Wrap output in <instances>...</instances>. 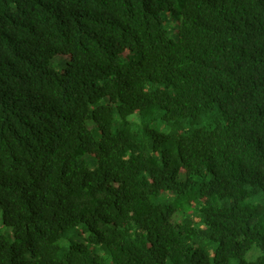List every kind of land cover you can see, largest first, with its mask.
I'll use <instances>...</instances> for the list:
<instances>
[{"label": "trees", "instance_id": "1", "mask_svg": "<svg viewBox=\"0 0 264 264\" xmlns=\"http://www.w3.org/2000/svg\"><path fill=\"white\" fill-rule=\"evenodd\" d=\"M0 264H264V0H0Z\"/></svg>", "mask_w": 264, "mask_h": 264}, {"label": "rangeland", "instance_id": "2", "mask_svg": "<svg viewBox=\"0 0 264 264\" xmlns=\"http://www.w3.org/2000/svg\"><path fill=\"white\" fill-rule=\"evenodd\" d=\"M168 26H169V29H170V25H168ZM169 36L170 37H175L176 34H175V32L170 31ZM68 60H69V57L68 56L57 55V56H55L53 58V60H52L51 63L57 69L63 70V69H65L67 67ZM101 253L103 254V252H101Z\"/></svg>", "mask_w": 264, "mask_h": 264}]
</instances>
